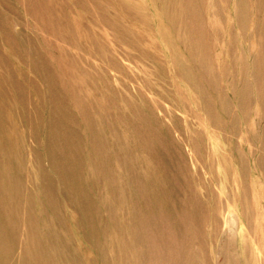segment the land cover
<instances>
[{"label": "rangeland", "instance_id": "obj_1", "mask_svg": "<svg viewBox=\"0 0 264 264\" xmlns=\"http://www.w3.org/2000/svg\"><path fill=\"white\" fill-rule=\"evenodd\" d=\"M0 264H264V0H0Z\"/></svg>", "mask_w": 264, "mask_h": 264}]
</instances>
